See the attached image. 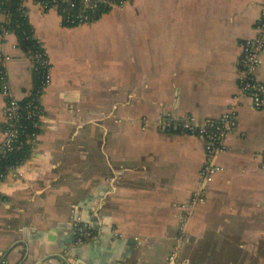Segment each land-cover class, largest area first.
<instances>
[{"label":"crops","instance_id":"0c3cea01","mask_svg":"<svg viewBox=\"0 0 264 264\" xmlns=\"http://www.w3.org/2000/svg\"><path fill=\"white\" fill-rule=\"evenodd\" d=\"M24 6L51 79L37 143L0 179V264H264V101L255 109L238 81L264 0H128L71 26ZM2 49L23 99L30 58L14 33ZM229 109L222 170L192 204L206 139L182 124ZM4 124L0 94V145Z\"/></svg>","mask_w":264,"mask_h":264},{"label":"built area","instance_id":"2783aa9c","mask_svg":"<svg viewBox=\"0 0 264 264\" xmlns=\"http://www.w3.org/2000/svg\"><path fill=\"white\" fill-rule=\"evenodd\" d=\"M22 0V5L24 6ZM60 0H39L36 1L39 6L44 9H50L52 7L58 8V2ZM68 3L67 8L72 9L75 7L73 0H61ZM107 0H81L82 7L92 8L96 6L97 2ZM128 0H120L117 3L110 2L112 4H124ZM81 12V11H80ZM0 14L4 16V19L0 21V94L4 97V139L0 145V154H4L7 151H11L14 147L13 142L18 140L24 129L20 125H17L21 111L26 109V118L31 119L33 127L40 129L41 116L43 114V108L41 105V97L44 88L50 82V61L46 51L43 48V44L40 39L33 32V37L37 42L38 49L33 52L32 55H28L31 61L32 69L37 68L42 73V83L39 89H32L26 94L24 98H30L27 104L22 105L21 101L24 99H17L13 96L10 88V82L6 72V61L9 58L2 49V45L6 36L13 31L5 26L6 15L0 10ZM79 17V23H87L86 15L81 13L76 15ZM76 18V17H75ZM63 22H74V19L70 16H61ZM68 26V25H66ZM257 34L253 38L244 40L242 47L241 62L242 67L239 73V87L240 91L244 95H248L253 103L255 109H259L263 105L264 101V83L258 81L255 78V71L260 63V54L264 50V7H262L260 16L256 23ZM236 114L235 111L229 109L225 114L215 122H207L204 124H197L193 119H189L182 124V128L190 133L203 135L206 139V160L205 164L200 172L201 190L194 194L192 204L196 202L204 201L205 190L212 181L215 174H217L222 167L213 162L214 155L219 152L222 147L217 140L218 136L222 134L225 126L235 125ZM41 131V129H40ZM40 131L33 133L28 137L31 144V150L38 141ZM261 161L260 167L264 169V151L260 153ZM14 168V167H13ZM11 168L10 170H12ZM8 173V172H7ZM7 173H0V179L4 178ZM77 232L80 235L85 236L87 231L82 227H77ZM173 256H170L172 259Z\"/></svg>","mask_w":264,"mask_h":264},{"label":"trees","instance_id":"16d2710c","mask_svg":"<svg viewBox=\"0 0 264 264\" xmlns=\"http://www.w3.org/2000/svg\"><path fill=\"white\" fill-rule=\"evenodd\" d=\"M39 1V0H34ZM75 7L68 9L66 1L58 2V12L61 16H70L74 22H63L64 25L78 24L79 17L76 15L81 13L86 15L89 22L97 20L103 13L110 9V2L117 3L120 0L99 1L96 6L90 8L82 7L81 0H73ZM0 10L6 15L5 26L13 31L17 38L18 45L26 52L27 55H32L38 49L37 42L33 37V29L28 21L25 8L22 5V0H0ZM81 11V12H80ZM76 17V18H75ZM33 88L39 89L42 83V73L37 68L32 69ZM30 98H24L21 101L22 105L28 103ZM26 109L21 111L17 125L24 129V132L18 137L17 141L13 142V149L4 154H0V173H7L13 167L22 164L30 155L31 144L28 137L40 131L31 124V119L26 118Z\"/></svg>","mask_w":264,"mask_h":264},{"label":"rangeland","instance_id":"374dc122","mask_svg":"<svg viewBox=\"0 0 264 264\" xmlns=\"http://www.w3.org/2000/svg\"><path fill=\"white\" fill-rule=\"evenodd\" d=\"M50 79H51V76H50ZM169 258H170V256H169Z\"/></svg>","mask_w":264,"mask_h":264}]
</instances>
